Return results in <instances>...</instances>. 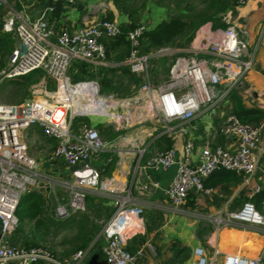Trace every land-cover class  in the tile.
Returning <instances> with one entry per match:
<instances>
[{"label":"built area","instance_id":"2783aa9c","mask_svg":"<svg viewBox=\"0 0 264 264\" xmlns=\"http://www.w3.org/2000/svg\"><path fill=\"white\" fill-rule=\"evenodd\" d=\"M244 4L245 0L239 1V6ZM1 7L7 12L1 30L14 37L15 46L6 69L0 73V85L4 79L23 77L34 71L41 72L44 77L33 86L31 98L24 103L7 105L0 101V264H86L99 239L103 240L104 264H135L143 255V249L130 253L126 247L131 239L144 231L146 206L208 224L215 232L231 228L264 237V216L249 200L244 201L238 210L224 215L202 214L187 206L191 192H210L204 188L203 181L219 170L242 174L246 183L257 175V151L264 142V121L242 124L232 113L225 116L221 133L225 137L236 138L235 151L219 145L196 148L186 128L201 113L212 111L221 101H227L230 93L251 71L256 49L264 37V17L253 48L233 23L225 30H212L210 26L203 28L205 33L201 42L193 45L194 49L188 51L190 54L187 56H178L170 68L169 80L156 86L151 83L149 62L164 51L159 50L153 55L142 51L140 39L146 28L141 24L126 33L129 50L120 66L140 77L142 85L129 103H117V107L112 102L115 106L108 107L109 119L104 121L111 122L118 131L121 127L118 122L128 119L122 118L118 112L114 113V110L124 104L125 112H133V107L138 108L145 103L149 111L143 118L161 127L155 138L187 137L181 161L177 160V152L171 146L157 151L141 165L147 145L139 149L133 141L124 148L115 149L101 138L96 128L86 123H79L80 127L75 132L73 130L74 120L90 117L98 111L94 104L96 99L106 103L111 102L112 96H100L99 83L94 79L72 83L69 69L73 63L94 68L107 66V45L121 35L120 26L103 19L74 32L57 33L49 22V15L54 11L52 6L45 7L34 17L17 10L9 4V0H0ZM50 81L58 85L55 91H48ZM43 93L51 101L35 100ZM34 126L40 129L43 138L55 142L51 159L65 164L69 169L67 176L40 171L36 160L29 155L24 132ZM132 151L137 159L134 176L141 169L157 171L176 167L173 179L165 190L166 202L146 205L133 195L132 186L119 187L113 178L103 179L102 170L92 165L95 156L107 152L129 154ZM260 178L261 184L253 187V193L264 186V173ZM156 188L157 184L149 179L139 191L143 194ZM38 189L44 190V196L52 195L57 200L54 209L57 218L84 213L89 198L107 201L113 208L112 214L93 241L65 261L56 259L42 247L26 248L6 243L5 238L11 236L18 226L15 211L19 201L26 193ZM56 190L64 194L61 200L55 195ZM148 249L154 253L151 246ZM193 255L195 264H212L202 247H196ZM260 262L261 256L247 258L228 254L221 264Z\"/></svg>","mask_w":264,"mask_h":264},{"label":"crops","instance_id":"0c3cea01","mask_svg":"<svg viewBox=\"0 0 264 264\" xmlns=\"http://www.w3.org/2000/svg\"><path fill=\"white\" fill-rule=\"evenodd\" d=\"M51 2H57V4L62 5L59 18L54 19L51 14L49 15L50 25L57 33L74 32L110 16L111 20L117 24L122 21L118 11V3H115V0H14L17 10L23 11L32 17L39 14L45 7L50 6ZM231 16H233L231 23L237 25L243 37L248 40L250 48H253L264 17V0H245V4L237 6L233 13H227V18ZM258 49L256 53L258 57H255L254 69L248 73L239 88L237 87V93L246 108L257 109L264 113V39L261 40L260 48ZM112 54L118 56V48L114 49L109 57L106 58L107 66L94 68L88 65L89 70L85 79L100 81L101 77L97 75L103 69L122 67L118 66L117 60L111 58ZM123 62H120V65ZM123 77L124 75L121 74V78ZM223 107L229 110V114L232 113V102L230 100L226 101ZM213 116L206 114V117L201 122H197V119L186 125L189 130V138L192 139L196 148L219 145L229 151H235L236 138L222 135L223 124L220 128L217 127L219 121L224 123L222 121L225 115L221 111L217 117L213 118ZM101 126L102 128L99 127V134L112 148L121 149L135 141L134 137L127 133L121 136L118 135L116 133L118 131L111 122L104 121ZM153 130L157 132L147 144L145 156L143 161L140 162L141 165L157 151L166 149L161 137L155 138L160 131L157 128ZM153 132H150V135H153ZM111 134L115 135L110 137ZM31 135H33V139L38 136L39 142L44 144L41 148L36 146V150H34L36 152L32 156L36 160L39 170L51 175L67 176L69 169L65 164L61 160L54 161L51 159L55 142L51 139L43 138L38 127L31 131ZM166 138L171 142V146L175 148L177 160L181 161L183 158L182 148L187 137L173 136ZM258 149V171H264V168L261 167L264 161V142ZM107 159L111 161L106 162ZM136 164L137 159L134 151L129 154L122 152L119 155L115 152H107L92 159V165L102 170L101 176L103 179L111 177L119 187L132 186L133 195L142 203L147 205L153 202H166L165 190L169 187L174 172L169 174V169H159L157 171L141 169L134 176ZM258 171L257 175L248 183H246L242 174L235 173L236 179L234 181L205 188L210 191L209 193L191 192L187 206L193 211L209 215H224L234 212L241 207L246 199L251 198L254 194L252 192L253 187L261 184V176H258ZM149 179L157 184V188L141 194L139 191L140 186L147 183ZM39 194L44 197L43 193ZM88 200H94L96 204H101L113 210L107 201L93 198ZM189 202H193V205L189 206ZM144 219L145 227L143 233L131 239L126 247L127 250L129 249L133 253L139 248L143 249V255L136 260L135 264H195L196 258L193 255V250L196 247L204 249L212 264H221L223 257L228 254H239L247 258H258L261 256L260 264H264V237L254 232L231 228L215 232L214 228L208 224L190 219L174 218L149 206H146ZM107 220L103 219L102 224ZM5 242L14 243L16 240L11 235L5 238ZM148 246L152 247L154 253H151ZM102 248L103 240L94 246L88 263L94 260L96 253L101 252V258L94 261L93 264H104Z\"/></svg>","mask_w":264,"mask_h":264},{"label":"rangeland","instance_id":"374dc122","mask_svg":"<svg viewBox=\"0 0 264 264\" xmlns=\"http://www.w3.org/2000/svg\"><path fill=\"white\" fill-rule=\"evenodd\" d=\"M9 4L14 6L15 8L17 7L16 4L14 3V0H9ZM208 5H209V0H126L124 3L118 4V11L122 20L118 22V24L124 26V25H128L130 22H133V23L141 24L145 26V28H151L156 24H158L159 22L167 20L171 17H180L188 21L193 19L194 17H197L198 15L205 14L204 12H206V10L208 9ZM5 10L6 9L4 7L0 8V23L7 15V12ZM230 12L233 13V11H227L223 15V20L229 24H231V21L233 20L232 18L233 16L227 18V13ZM208 26H210V28L212 29L211 23H207L199 27L195 32L194 39L197 33L201 29L208 28ZM10 36H11V41L13 42L12 43V49H13L15 46V39L11 34ZM257 40L258 37L256 38V41ZM193 41L190 44V46H188L187 48H181L180 46L183 44L184 41L177 40L173 44V46L160 49L163 50L164 53L162 55L153 57L152 60L149 62V69L151 75L150 79L153 86L159 85L169 80V72L168 74H166L167 70L169 69L170 71L173 62L178 56H187V54H190L188 53V51L194 49L192 47ZM260 44L256 49V53L259 50L258 48H260ZM157 51L159 50H149L148 53L153 55V53ZM127 54H128V47L120 46L118 47V56L116 55L114 56L112 54L111 58H113V60L114 59L117 60L116 63L118 64V66H120V62L126 60ZM9 55L10 54L8 52V48H5L4 44L0 43V73L6 69ZM256 56L257 55L255 54V57ZM255 62L256 60H254L253 62L251 71H253L254 69ZM74 65H78V63H73L68 72V76L72 83L84 80L87 75L86 73H84V71H81V69L76 68ZM121 74L124 75L123 78H121ZM43 77L44 76L41 72L34 75V78L36 79V83H33L29 86L28 91H30V94L28 96V99L31 98V92L33 90L32 89L33 86L38 84ZM17 81L27 82V80H25V77L4 79L2 81L0 85L1 102L8 104L7 99L10 98V96H12V92L20 93L19 87L18 86L16 87L14 86V84H12ZM53 85L54 88L51 90L55 91L58 88V85L55 83ZM141 85H142V79H140V77H135V75L129 72L123 73V71L121 70L119 71L115 70L114 72L109 74L108 82H106L104 86L100 85V88L102 90H100L99 95L112 96L111 102L116 104L121 102L129 103L130 99L135 95H137ZM49 90L50 89H48V91ZM40 97L41 98H35V100L40 99V100L51 101L48 97H46L44 93L41 94ZM225 104L226 101H221L219 106L214 108L212 111L201 113V115H199V117L197 118L198 120L196 119L197 122H201V120L206 117V114H209L211 116L214 115L213 118H215L222 111L223 114L226 116L227 114H229L228 112L229 110L223 107ZM128 108L129 107H127V110ZM133 110H134L133 112H129V110L128 112H125L126 109L123 108H118L114 110V113L118 112L123 116L122 118L128 119L127 121L120 120L118 122V126H121L122 128L120 127L118 129V132L116 133H118V135L120 136L125 133H127L128 135H132L137 144L136 148L141 149L147 145V143L153 138L154 134L157 132L154 131L153 129L157 128L160 131L161 127L160 124L154 123V121L150 122L151 120L146 121V119L143 118V115H145L146 112L149 111V107L147 104L142 103V106L138 108L133 107ZM131 113H133L132 116H130ZM108 114L105 116H99V115L96 116L90 114V117L87 118L85 117L77 118L73 122V130L75 132L76 129L80 127L79 123H86V125L88 124L89 126L94 127L99 131V127L104 123V120L106 121V119H108ZM130 118L133 120L130 121ZM222 122H225V117ZM222 124L224 125V123H221L219 121L217 123L218 125L217 127L220 128ZM34 129H36L35 126L24 132V135L26 136V142L28 145V152L31 157L36 152L34 151L36 150V146H39L40 148L44 146L43 143L39 142L40 139L38 136L37 138L33 139V135H31V131ZM150 132H153V135H150ZM112 135L115 134H111L110 137H112ZM38 151L40 150L38 149ZM261 165H262L261 167L264 168V161L262 162ZM175 171H176V167L172 166L168 170V173L169 174L173 172L175 173ZM263 173L264 171L259 170L258 176H261ZM55 195L58 197L59 200H61L64 197V194L58 190L55 191ZM44 201H45V205L39 217L41 225H36L34 221H25L22 224L19 223L17 229L12 234L13 238L16 240V242L14 243L23 247L36 246V247L45 248L49 251H52L56 259L63 261L67 258V256L65 255L66 252L70 250V247L72 246L73 233L75 231V225L70 218L75 216L74 217L75 219L78 216L77 219L78 218L80 219L81 214H87V208H86V212L84 213L72 214L66 218L61 219L54 216V209L57 204V200L54 198V196L52 195L48 197L44 196ZM167 214L168 216H173L174 218L188 219L184 215H179V214L173 215L170 213ZM102 217L101 218L91 217V220H94V223L100 226V224H102V221L104 219V216ZM74 219L72 218V220ZM97 233L98 231L95 233V235ZM95 235L90 240V242L93 241ZM99 242H102V239H99L97 244H99Z\"/></svg>","mask_w":264,"mask_h":264},{"label":"trees","instance_id":"16d2710c","mask_svg":"<svg viewBox=\"0 0 264 264\" xmlns=\"http://www.w3.org/2000/svg\"><path fill=\"white\" fill-rule=\"evenodd\" d=\"M125 1L126 0H115V3L119 4V3H124ZM239 1L240 0H209L208 9L206 10V12H204L205 14L198 15L197 17H194L193 19L188 21L180 17H171L167 20L159 22L153 28H146L140 39L142 51L148 53L149 50H160V49L168 48L170 46H173V44L177 40H183L184 42L180 47L187 48L192 43L197 29L207 23L212 24V30H218V29L225 30L230 24L226 23L223 20V15L227 11L234 12L235 8L239 6ZM49 5L54 7V11L51 13L52 17L54 19L59 18L62 11L61 10L62 5L57 4V2ZM104 20L112 21L111 16L107 17ZM136 26H140V24L130 22L127 26H120L121 35L116 39L111 40L108 43L106 58L109 57V55L114 51V49L120 46H126L128 47L129 50V44L126 41L125 36L128 31L134 29ZM1 29H2V22L0 23V43H3L5 48H8V52L10 54L12 51V43H13L11 41V36L10 34L3 33ZM74 66L78 69H81V71H84V73H87V71L89 70L87 67L88 65L85 64H78ZM115 70L118 71L121 70L123 71V73L129 72V70L125 67H118L115 69L105 68L99 73V75H97L101 77L100 81L96 80L99 83V87L100 85L104 86L106 82H108L109 74H111ZM168 72L169 69L167 70L166 74H168ZM38 73H39L38 71H34L26 76H23L25 77V80H27V82L17 81L12 83L14 84V86L19 87L20 93L12 92V96H10V98L7 99L8 102L7 105H20L24 103L26 100H28V96L30 94L28 88L31 84L36 83V79L34 78V75ZM53 84H54L53 82L48 83L47 89H50L49 91H51V89L54 88ZM100 90L102 89L100 88ZM229 100L232 102V114L236 116V118L239 120L240 123L256 124L264 120V113L262 111L245 107L242 99L237 93V89H234L230 93ZM100 128H102V126H100ZM161 141L164 142L166 148L171 147V142L165 136L161 137ZM235 179H236V175L234 172L219 170L213 173L212 175H210L206 180H204L203 186L204 188H210L213 186L215 187L218 184L229 183L234 181ZM246 200H249L254 205L255 209L262 216H264V186H262V188L258 192L254 193L250 199H246ZM44 205H45L44 197H42L39 193L37 192L26 193L19 201V204L15 211L18 224L19 223L22 224L25 221H34L36 225H41L39 217L43 211ZM188 205L192 206L193 202H189ZM86 206H87L86 208L88 210V214H81L80 219L79 218L77 219L78 216L75 219H74L75 216L72 217L74 220L70 218L75 225V231L73 233L72 246L70 247V250H68L65 254L68 259L77 251L84 249L89 244L90 240L93 238L95 233L101 229L103 224L100 226L96 225L94 223V220H91V217L101 218L102 216H104V219L107 220L109 219L112 213L111 208L103 206L101 204H96L94 200L92 201L88 200ZM29 247H36V246H29ZM127 251L133 253L129 249ZM50 252L53 255V252L52 251ZM91 255L92 252L90 253L89 257ZM100 255L101 252L96 253V255L94 256V260H92L89 263H88V259H89L88 257L86 264H93L94 261H97L98 259L101 258Z\"/></svg>","mask_w":264,"mask_h":264},{"label":"bare ground","instance_id":"6f19581e","mask_svg":"<svg viewBox=\"0 0 264 264\" xmlns=\"http://www.w3.org/2000/svg\"><path fill=\"white\" fill-rule=\"evenodd\" d=\"M204 33H205V29H201L200 31H199V33H198V36H197V38L194 40V43H193V45H197L198 43H200L201 42V39L203 38V35H204ZM94 104H95V106H96V108H97V112L95 113V115L96 116H105V115H107L108 113H109V109H108V107L109 106H115V104H113L112 102H107L106 101V103H105V101H103L102 99H96L95 101H94ZM104 105H106L105 107H104ZM124 105V104H123ZM121 106L122 108H124V106ZM117 107H118V104H117ZM87 108V107H86ZM88 110H86V112H87ZM108 119H109V117H108Z\"/></svg>","mask_w":264,"mask_h":264},{"label":"water","instance_id":"95a60500","mask_svg":"<svg viewBox=\"0 0 264 264\" xmlns=\"http://www.w3.org/2000/svg\"><path fill=\"white\" fill-rule=\"evenodd\" d=\"M106 125V124H105ZM35 191V190H34ZM37 192H39V193H43L44 194V190L43 189H38V190H36Z\"/></svg>","mask_w":264,"mask_h":264},{"label":"clouds","instance_id":"9594fccd","mask_svg":"<svg viewBox=\"0 0 264 264\" xmlns=\"http://www.w3.org/2000/svg\"><path fill=\"white\" fill-rule=\"evenodd\" d=\"M194 42V41H193ZM237 89V88H236Z\"/></svg>","mask_w":264,"mask_h":264}]
</instances>
